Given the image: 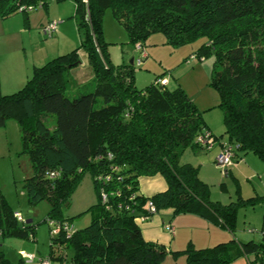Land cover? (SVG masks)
<instances>
[{
    "label": "trees",
    "instance_id": "trees-1",
    "mask_svg": "<svg viewBox=\"0 0 264 264\" xmlns=\"http://www.w3.org/2000/svg\"><path fill=\"white\" fill-rule=\"evenodd\" d=\"M50 1L0 0V18L28 13ZM75 2L78 26L84 31L81 47L95 72L92 82L76 95L67 93L72 69L81 63L79 47L34 67L25 86L14 93L4 94L0 79V127L9 119L19 121L23 152L32 168L25 188L31 203L43 198L50 202L52 216L47 221L56 218L86 171L95 182L98 202L90 208L91 223L70 236L65 230L51 235V245L72 246V264H161L169 254L184 253L185 264H225L234 252L253 254V261L264 264L262 235L261 243L234 245L231 240L183 252L145 239L138 218L167 209L172 215L205 216L234 232L238 208L255 206L258 199H211L198 167L181 162L188 148L203 147L198 141L201 133L215 135L197 104L183 87L169 89L159 78L138 89L135 59L133 64H115L103 29L104 12L111 8L130 41L143 48L145 39L157 31L175 45L205 38L197 54L215 57L211 85L224 111L225 132L215 135L217 141L236 145L235 157L251 152L264 161V0ZM223 136L227 141L220 139ZM53 171L57 174L50 176ZM155 174L164 176L167 189L144 196L139 178ZM150 200L155 213L149 209ZM11 235L34 239L35 230L14 216L0 189V238ZM0 264L27 263L23 258L11 261L0 252Z\"/></svg>",
    "mask_w": 264,
    "mask_h": 264
},
{
    "label": "rangeland",
    "instance_id": "rangeland-1",
    "mask_svg": "<svg viewBox=\"0 0 264 264\" xmlns=\"http://www.w3.org/2000/svg\"><path fill=\"white\" fill-rule=\"evenodd\" d=\"M76 7L75 0H52L47 6H40L28 13L16 12L6 19L0 18V37L9 36L11 38L8 40L10 41V48L18 51L24 68L29 69V74L24 75L25 80L17 90L24 87L28 77L32 76L34 66L38 65L35 63V59L45 56L52 59L78 47L80 48L81 63L77 68L78 71L72 69L67 93L68 95H76L80 87L92 82L95 72L89 63L86 49L81 47L84 31L78 26ZM61 17L65 21L60 25V31H57L52 37H45L39 28L41 23L43 21L48 23L49 18L55 20ZM31 20L34 23L33 37L32 40L29 39L31 42L24 41L22 33H10L15 31L23 22L29 24ZM103 29L104 39L109 43L110 55L115 64L129 63L130 59L134 57L135 85L138 89L150 85L157 78L166 81L169 89H175L178 86L183 87L197 104L203 118L216 125L215 133L217 135L224 134V111L219 106V93L211 85L215 57L213 54L204 56L197 54L205 38L201 37L192 42L175 45L169 42L162 31L153 32L144 42L149 56L142 65H139L140 52L137 44L130 41L125 27L116 19L111 8H107L104 12ZM42 41H47V43ZM89 89H91L90 85ZM17 90L10 92L14 93ZM10 92L6 93L11 94ZM47 124L52 126L54 123L49 119ZM195 150L187 149L186 155L183 154L185 155L184 158L192 161L194 158H198L199 154L206 156L207 151L200 147L195 148ZM195 154L197 155L195 156ZM31 174L29 156L23 152L21 125L17 119H9L5 126L0 127V189L10 208L14 212L19 211L26 224L34 226L35 238H22L13 235L1 237L0 252L14 262L23 258L27 264H40V258L52 255L51 264H72L74 255L72 246L51 245L52 234L47 221V218L52 216L50 215L52 208L50 202L46 198L40 199L36 203H31L29 200L28 191L25 188V179ZM215 189L216 192L217 188ZM230 199L232 198H225L228 203L231 201ZM97 202L98 195L93 176L90 171H86L71 192L69 199L57 209L54 215L55 219L70 220L74 230L82 229L91 223L90 208ZM163 211L165 212V210ZM263 217L262 206H240L238 208L237 219L242 230L240 231L238 228L236 233L241 232L242 235L246 231L245 240L242 241L252 239L250 237L253 236L246 229L248 227L259 229ZM233 233L235 231L231 232L232 235ZM254 234L259 240V233L255 231ZM25 252L35 253L36 260H28L24 257ZM232 254V259L225 264H250L246 255L235 252ZM170 256H172L171 259H165L172 260L170 262L173 264H178L186 258L185 253L178 254L176 257ZM250 258L255 257L250 254ZM258 262L253 261V264H260ZM182 263L185 264L186 260Z\"/></svg>",
    "mask_w": 264,
    "mask_h": 264
},
{
    "label": "crops",
    "instance_id": "crops-1",
    "mask_svg": "<svg viewBox=\"0 0 264 264\" xmlns=\"http://www.w3.org/2000/svg\"><path fill=\"white\" fill-rule=\"evenodd\" d=\"M55 20H58L60 22L58 28V31H60V25L65 21V19L61 17ZM50 21L52 20H50L49 18L48 23ZM46 22L47 21H43V23H41V26L48 24ZM33 24L34 23L32 20L29 22V24H25L23 22L22 25L15 29V31L10 33H22V35L24 36V41L28 42L30 41L29 39L32 40L33 37ZM41 26L39 27L40 31L42 28ZM27 34L28 36H26ZM10 39L11 38L9 36H7L6 38L0 37V79L1 90L4 94H9L6 92H10L11 90H17V88L21 86V84H23V81L25 80L24 75L29 74V69L24 68L23 61L20 55H18V51H14L10 48V41H8ZM42 42L47 43V41ZM48 58L49 57L46 56L38 57L37 59H35V63L38 65H35L34 67L45 64L47 62L46 60H51ZM74 71H78V69ZM29 78L30 77H28V79ZM205 122L208 129H210L215 135H217L215 133L216 125L209 120H205ZM220 139L222 141H227L226 136L220 137ZM220 147L221 143L219 141L211 150L200 147L201 149L207 151V153L205 154L206 156H204L203 154H199V156H197L198 158H194L192 161H190L188 158L187 160L184 158L187 152L185 151V155H182L181 162L189 163L195 167H198L199 178L209 185L211 190L210 197L212 200L220 201L222 203H228L225 198H232L230 199V202L236 201L240 198H256L258 200L255 206L246 207H256L259 205L262 206L264 210V161L259 158V156L251 152L246 154L242 152L240 153L239 157L234 158L232 165H230L224 172L216 164V156L219 152ZM191 149H194V151H196L195 148ZM196 155L197 154H195V156ZM167 186V181L161 174L143 175L139 178L140 192L147 197H151L158 192L166 190ZM215 188H217L216 192ZM138 223L146 240L162 243L170 251L183 252L189 248L199 249L213 247L222 243L230 242L231 240H234V245L249 241H253L254 243H261V229L264 226V217L262 225L259 229H256L254 227H248V229H246L248 233L250 232V235L253 236L250 237L252 239H249L248 241H242L245 240L244 236H246V231L242 233V235L241 232L236 233V230H238V228L240 229L238 219L236 222L235 233H233V235L231 234V231L229 229L219 225L218 223L210 220L205 216L190 212L172 215L171 209H167L163 213H157L153 215L149 220L143 222L139 221ZM241 230L242 229H240V231ZM255 231L259 233V240L257 237H255ZM237 236L242 239H239ZM26 253L31 252H25L24 254ZM33 254L35 255V253ZM170 255L171 254H169L166 259H171L172 256ZM36 258L37 257H35L34 260H36ZM166 259L161 264H173L172 262H170L172 260ZM247 259L249 260L250 264H253V260L255 258L251 259L249 254ZM184 260H186V258H184ZM166 261L168 262L165 263ZM183 261L181 260V262H179L178 264H183Z\"/></svg>",
    "mask_w": 264,
    "mask_h": 264
},
{
    "label": "built area",
    "instance_id": "built-area-1",
    "mask_svg": "<svg viewBox=\"0 0 264 264\" xmlns=\"http://www.w3.org/2000/svg\"><path fill=\"white\" fill-rule=\"evenodd\" d=\"M41 6V5H40ZM32 10V8H31ZM59 21L58 20H52L48 24H45L42 26L41 31L46 37H52L54 34L58 31L59 28ZM137 47L141 49L140 58L138 59V64H142V59L148 56V53L145 48L142 47L141 44H138ZM163 83H166V81H162ZM199 143L206 149L211 150L216 144H217V137L213 135L210 131L205 130V132L201 133L198 136ZM235 149H237V146L233 143L224 142L221 144V147L219 149V152L216 156V164L225 172L226 169L232 165L234 158H235ZM57 172H50V176H55ZM109 179V177H108ZM103 199H106V194L102 193ZM149 209L151 213L156 212V206L153 201H149L148 203ZM14 216L19 221H24L23 216L20 212L16 211L14 212ZM150 216H141L138 218V221H146L149 220ZM48 223L50 225V232L53 236H57L61 233V231L65 230L68 236H70L75 230L73 229V225L67 221H58L55 219H48ZM261 235L263 236L264 240V226L261 229ZM25 257L28 260H34L35 255L33 253H26L24 254ZM40 264H51V260L49 257L40 259Z\"/></svg>",
    "mask_w": 264,
    "mask_h": 264
},
{
    "label": "water",
    "instance_id": "water-1",
    "mask_svg": "<svg viewBox=\"0 0 264 264\" xmlns=\"http://www.w3.org/2000/svg\"><path fill=\"white\" fill-rule=\"evenodd\" d=\"M130 63H131V64L134 63V57H132V58L130 59ZM77 68H78V67H77ZM77 68H75V69H77Z\"/></svg>",
    "mask_w": 264,
    "mask_h": 264
}]
</instances>
